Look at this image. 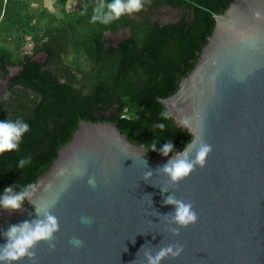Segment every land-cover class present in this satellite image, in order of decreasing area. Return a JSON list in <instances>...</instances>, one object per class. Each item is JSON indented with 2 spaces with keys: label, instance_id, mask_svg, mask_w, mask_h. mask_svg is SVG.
<instances>
[{
  "label": "water",
  "instance_id": "water-1",
  "mask_svg": "<svg viewBox=\"0 0 264 264\" xmlns=\"http://www.w3.org/2000/svg\"><path fill=\"white\" fill-rule=\"evenodd\" d=\"M214 18L194 68L174 94L158 98L191 142L211 146L205 165L171 184L159 169L172 154L153 157L117 124L81 120L38 178L32 202L0 210L2 231L35 219V206L56 198L49 211L59 231L37 244L35 264H146L145 251L170 245L183 251L161 264H264V0H232ZM81 165L84 176L73 171ZM170 195L191 203L197 216L178 234L164 203ZM74 237L82 246L72 245Z\"/></svg>",
  "mask_w": 264,
  "mask_h": 264
},
{
  "label": "trees",
  "instance_id": "trees-1",
  "mask_svg": "<svg viewBox=\"0 0 264 264\" xmlns=\"http://www.w3.org/2000/svg\"><path fill=\"white\" fill-rule=\"evenodd\" d=\"M55 1L58 12L46 15L32 11L27 1L0 0V90L8 81L0 97V120L22 117L30 125L19 151L0 154V190L14 182L36 184L81 120L115 123L138 145L172 139L176 151L182 150L192 137L172 118L161 119L166 108L158 98L178 90L213 32L214 16L232 2L142 0L135 16L102 24L91 20L101 0L76 11L67 10L69 0ZM163 7L178 15L153 21L148 10ZM44 18L48 23L41 27ZM107 32L122 35L118 46L111 45ZM26 36L32 41L30 53L24 49ZM39 53L45 54L44 62L35 60ZM161 122L165 129L154 128ZM22 157L32 162L18 169Z\"/></svg>",
  "mask_w": 264,
  "mask_h": 264
},
{
  "label": "clouds",
  "instance_id": "clouds-1",
  "mask_svg": "<svg viewBox=\"0 0 264 264\" xmlns=\"http://www.w3.org/2000/svg\"><path fill=\"white\" fill-rule=\"evenodd\" d=\"M143 8L142 0H101L93 9L91 20L108 24L120 19L124 15L138 13ZM10 93L4 95L7 100ZM161 119H170V113L161 112ZM154 128L163 130L166 128L165 123H157ZM30 131V125L24 121L22 117L15 120H0V154L11 151H19L20 144L26 133ZM147 151H158L161 155L169 159L159 171L166 175L171 184H177L184 178L188 177L194 168L199 165H205L206 157L211 152V146L203 140H197L189 143L179 152L176 151L172 139L166 140L160 145L159 140H152L145 145ZM195 151L193 153V149ZM31 157H22L17 163L18 169H23L31 164ZM74 173L78 176L86 174V168L81 165L75 168ZM65 173L62 171L61 175ZM151 171L144 173V179L148 180L152 176ZM87 183L95 187V177H88ZM66 186V181H65ZM40 190V186L35 183L18 185L14 182L5 186L0 190V210L10 212L18 211L22 208L25 200L32 202L34 195ZM166 190V189H165ZM56 203V198H52L47 202H43L39 206H35L36 218L24 220L16 224H11L7 229L0 231V264H18V262L27 259L31 264H35V251L37 244L44 241H52L54 234L59 231L58 218L54 216L49 209ZM164 203L172 206L171 222L177 227L170 229L173 234H178V229L194 224L197 220L196 213L193 211L191 203H185L183 200L177 199L170 195L165 198ZM92 220L90 217H82L81 223L89 224ZM74 247H80L83 244L78 237H74L71 241ZM143 247V246H142ZM50 249L55 248L54 243L49 244ZM182 246L161 247L153 254L150 251L144 252L146 264H161L167 257H178L182 253Z\"/></svg>",
  "mask_w": 264,
  "mask_h": 264
},
{
  "label": "rangeland",
  "instance_id": "rangeland-1",
  "mask_svg": "<svg viewBox=\"0 0 264 264\" xmlns=\"http://www.w3.org/2000/svg\"><path fill=\"white\" fill-rule=\"evenodd\" d=\"M23 1H27L30 5V9L32 11H36V13H39L41 10L45 11L46 15L49 13H53V12H58V5L57 2L55 0H23ZM95 0H69L67 2L66 8L69 11H76L79 10L81 8H86L89 4L93 3ZM149 11V16L153 21H164L167 19H170L176 15H178V11L174 10L170 7H163L160 8L158 10H154V11ZM132 16H135V13L131 14ZM48 23L47 18H44L41 21V27H46ZM107 37H109L110 39H112L111 41V45L112 46H116L120 40L122 39V35L117 33V34H112L110 32L106 33ZM25 41L26 44L24 46V49L26 52L30 53L31 51V47H32V41L30 39V36H26L25 37ZM45 54L44 53H39L35 56V60H37L38 62H44L45 61ZM69 61H71L69 59ZM12 73H15L16 70L12 69L11 70ZM7 79L2 81V87L0 90V97L1 94L5 91V88L7 86Z\"/></svg>",
  "mask_w": 264,
  "mask_h": 264
},
{
  "label": "flooded vegetation",
  "instance_id": "flooded-vegetation-1",
  "mask_svg": "<svg viewBox=\"0 0 264 264\" xmlns=\"http://www.w3.org/2000/svg\"><path fill=\"white\" fill-rule=\"evenodd\" d=\"M122 40V39H121ZM121 40H120V42H121ZM120 42L116 45V46H118L119 44H120Z\"/></svg>",
  "mask_w": 264,
  "mask_h": 264
}]
</instances>
